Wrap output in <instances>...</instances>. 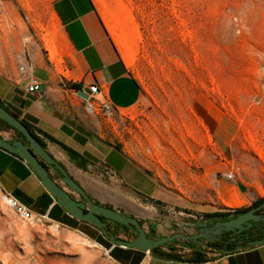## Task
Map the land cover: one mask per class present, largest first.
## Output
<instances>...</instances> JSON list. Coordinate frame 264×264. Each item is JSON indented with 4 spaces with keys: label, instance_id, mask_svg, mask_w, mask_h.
<instances>
[{
    "label": "crops",
    "instance_id": "crops-1",
    "mask_svg": "<svg viewBox=\"0 0 264 264\" xmlns=\"http://www.w3.org/2000/svg\"><path fill=\"white\" fill-rule=\"evenodd\" d=\"M215 24L213 5L200 6L198 0H8L0 7V102L33 125L50 154L94 201L131 213L149 237L195 232L192 225L184 224L206 221L203 213L251 208L256 200H264V180L258 175L245 182L225 177L235 147L230 117L206 92L174 100V111L181 119L189 116L201 125L197 132L187 130L197 144L188 140L186 147L194 152L192 171L201 176V185L214 186V199L185 201L178 211L164 216L157 208L175 198L160 188L146 166L104 137L98 110H88L84 98L66 88L62 80H69L68 73L73 72V81L86 91L88 84L98 83L117 111L132 110L143 97L136 75L142 56L148 52H213ZM18 57L33 63L26 76L16 71ZM29 75L42 82L38 94L25 89ZM258 116L263 119L264 113ZM0 134L15 136L12 130L2 128ZM50 138L78 152L86 160L85 167L74 163ZM146 185L151 191L144 189ZM0 191L30 208L35 219L46 215L48 222L64 230L70 248L77 252L74 264H264V243L223 251L198 244L191 248L175 240L160 246L166 256L122 248L101 229L71 216L44 188L30 165L2 148ZM155 200L162 204L156 205ZM260 208L264 211V203ZM184 210L186 216H179ZM51 231L60 235V229ZM117 237L128 238L122 233ZM193 250L204 253L205 258L197 260ZM213 251L218 253L209 255Z\"/></svg>",
    "mask_w": 264,
    "mask_h": 264
},
{
    "label": "rangeland",
    "instance_id": "rangeland-1",
    "mask_svg": "<svg viewBox=\"0 0 264 264\" xmlns=\"http://www.w3.org/2000/svg\"><path fill=\"white\" fill-rule=\"evenodd\" d=\"M198 1L200 6L214 7L213 52L146 53L136 71L143 86L142 102L132 110L116 111L111 118L102 116L104 137L146 166L160 188L175 198L157 208L164 216L178 211L185 201L214 199V186L201 185V176L192 171L194 152L186 142H197L187 130L197 132L201 125L189 116L181 119L174 111L173 102L180 97L190 99L206 92L230 117L235 146L230 163L244 182L255 175L264 180V118L258 116L264 113V98L261 105L254 102L264 90L260 79L264 75V0ZM75 77L68 73L66 83ZM144 189L151 191L148 185ZM183 213L179 216H186L187 210ZM58 229L60 235L55 236L51 230ZM65 235L51 222L21 219L5 204L0 191V264H74L77 252Z\"/></svg>",
    "mask_w": 264,
    "mask_h": 264
},
{
    "label": "water",
    "instance_id": "water-1",
    "mask_svg": "<svg viewBox=\"0 0 264 264\" xmlns=\"http://www.w3.org/2000/svg\"><path fill=\"white\" fill-rule=\"evenodd\" d=\"M78 95L84 99L88 98V94L84 90H78ZM0 119L15 128L23 136L22 139H15L7 138L0 134V148L17 154L30 165L44 188L58 200L59 204L71 216L101 229L116 244L152 251L154 248L179 240L184 243L198 244L205 248H213L211 244L220 240L226 232L239 233L258 224H264V211L260 207H255L230 219L221 217L216 221L201 219L195 220L190 224H184L185 226L192 225L195 228V232L184 230L172 234L149 237L140 220L134 215L123 213L115 208L94 201L89 191L69 174L65 166L50 154L47 148L30 133L20 119L1 104ZM53 174L60 176L59 180L62 184L54 178ZM73 193L77 194L80 199L74 196ZM101 216H104L107 220H102ZM109 223L120 224L124 231H130V237L118 238L115 233H109ZM262 233V238L249 240L247 245L253 246L264 243V227L262 228ZM239 248L241 247H236V249Z\"/></svg>",
    "mask_w": 264,
    "mask_h": 264
},
{
    "label": "built area",
    "instance_id": "built-area-1",
    "mask_svg": "<svg viewBox=\"0 0 264 264\" xmlns=\"http://www.w3.org/2000/svg\"><path fill=\"white\" fill-rule=\"evenodd\" d=\"M8 0H0V7L1 5ZM24 44H27L28 41L25 39L23 41ZM16 59V71L19 75L26 76L32 68L33 63L31 60H21L20 57L15 58ZM261 85L264 84V75L260 78ZM26 85L25 89L28 92L38 94L40 91V88L42 86V82L35 76L29 75L25 79ZM62 84L69 89H72L65 80H62ZM81 90H84L88 94V98L84 99L86 107L90 111H94L95 109L98 110L99 114L105 118H111L116 113V109L110 104V102L105 98V96L102 94L101 89L99 88L98 83L92 82L88 84L87 91L84 88H81ZM75 95H78V90L72 89ZM81 97V96H79ZM82 98V97H81ZM264 98V90H261L254 99V102L257 105H261ZM9 138V137H8ZM236 167L234 164H231V168L228 172H226L225 177L227 179L233 180V181H244V178L240 173L235 170ZM240 176V177H238ZM4 199L8 202V206L11 207L19 216L21 219H31L34 218L32 211L30 208L22 204L17 198H15L11 194H3ZM40 220L50 221L46 215L39 216ZM122 248H127L125 245H120Z\"/></svg>",
    "mask_w": 264,
    "mask_h": 264
},
{
    "label": "trees",
    "instance_id": "trees-1",
    "mask_svg": "<svg viewBox=\"0 0 264 264\" xmlns=\"http://www.w3.org/2000/svg\"><path fill=\"white\" fill-rule=\"evenodd\" d=\"M69 86L72 88V89H75V90H81L82 88V85L80 83H77V82H71L69 84ZM0 104L2 105V103L0 102ZM3 106V105H2ZM5 107V106H3ZM6 108V107H5ZM7 109V108H6ZM8 110V109H7ZM10 112V111H9ZM13 115H15L17 118H19L18 115L12 113ZM20 121L28 128V130L30 131V133L45 147V143L42 141V139L37 135V132L35 130V128L33 127V125L28 122L27 120H25L24 118H19ZM0 128L2 129H8V130H12L15 134L14 138L15 139H22L23 136L22 134L17 131L15 128H13L12 126H10L9 124H7L5 121H3L2 119H0ZM52 141H55L56 143L60 144L62 146V148L68 153V155L70 156L71 160L78 164L80 167L84 168L85 167V164H86V160L78 153L76 152L75 150H73L72 148L66 146L65 144L61 143V142H58L57 140L53 139V138H50ZM13 154V153H12ZM16 156H18L17 154H14ZM19 157V156H18ZM153 203H155L156 205H161L162 202L159 201V200H155L153 201ZM264 203V200L263 199H259V200H256L252 207L251 208H255V207H261ZM251 208H242V209H235L233 211L231 210H227V211H224V212H212V213H203L202 214V217L203 218H206V219H212L213 221H216L218 218H223V219H230V218H233L235 216H237L238 214L240 213H243L245 211H248L249 209ZM190 245L191 248H193L195 246L194 243H188ZM245 246H248L247 243L244 244V245H239V244H236V245H231L227 251H233L236 249V247H245ZM153 252L157 253L158 255L160 256H166L163 252L160 251V247L158 248H154L152 250ZM192 256H195V258L197 260H203L205 258V254L202 253V252H199L197 250H193L192 252ZM171 257H174V256H171Z\"/></svg>",
    "mask_w": 264,
    "mask_h": 264
},
{
    "label": "flooded vegetation",
    "instance_id": "flooded-vegetation-1",
    "mask_svg": "<svg viewBox=\"0 0 264 264\" xmlns=\"http://www.w3.org/2000/svg\"><path fill=\"white\" fill-rule=\"evenodd\" d=\"M56 176V178H60L59 175L54 174ZM80 199V197H78ZM108 207H112L113 206L109 203H102ZM117 210V209H116ZM121 212H123V210H120ZM123 213H127V212H123ZM130 215H132L131 213H128ZM102 220H107V218H105L104 216H101ZM212 219H207L206 221H210ZM108 228L110 231H112L113 233H115L116 235L119 233L124 234L127 237H130L131 233L129 230L124 231L121 228V225L118 223H109L108 224ZM264 227V224H258L257 226H253L250 229L247 230H243L239 233H235V232H226L222 235L220 240H217L215 242H213L211 245L213 248V250H223V251H227L228 248L231 245H244L246 244L249 240H254V239H258V238H262L263 237V233H262V228Z\"/></svg>",
    "mask_w": 264,
    "mask_h": 264
},
{
    "label": "bare ground",
    "instance_id": "bare-ground-1",
    "mask_svg": "<svg viewBox=\"0 0 264 264\" xmlns=\"http://www.w3.org/2000/svg\"><path fill=\"white\" fill-rule=\"evenodd\" d=\"M3 201L5 202V204L6 205H8V202L6 201V199H4V197H3ZM32 219V218H31ZM53 227H55V228H58L59 226L58 225H56V224H54V225H52Z\"/></svg>",
    "mask_w": 264,
    "mask_h": 264
}]
</instances>
